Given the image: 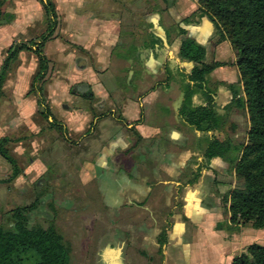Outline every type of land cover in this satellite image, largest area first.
Wrapping results in <instances>:
<instances>
[{
	"label": "crops",
	"instance_id": "0c3cea01",
	"mask_svg": "<svg viewBox=\"0 0 264 264\" xmlns=\"http://www.w3.org/2000/svg\"><path fill=\"white\" fill-rule=\"evenodd\" d=\"M0 1L1 66L13 40L43 31V13L38 0ZM52 2L57 25L42 46L47 121L56 119L75 136L80 194L72 208L94 218L95 264H230L247 244L264 245L263 229L229 222L225 197L234 187L233 168L225 167V157L205 159L201 150L212 132L195 130L179 114L180 86L192 85L178 55L183 37L204 47V62L223 63L204 83L225 120L222 135L229 137L245 109L230 103L228 84L243 93L229 42L215 40V27L201 11L183 21L196 1L176 0L163 11L142 13L140 43L131 38L135 0ZM178 27L184 34H171ZM12 65L1 85L0 138L21 140L39 130L36 101L28 93L37 61L32 52L20 51ZM191 104H205L200 90ZM39 146L31 143L28 168L44 169L35 156ZM47 148L50 159L55 152Z\"/></svg>",
	"mask_w": 264,
	"mask_h": 264
},
{
	"label": "trees",
	"instance_id": "16d2710c",
	"mask_svg": "<svg viewBox=\"0 0 264 264\" xmlns=\"http://www.w3.org/2000/svg\"><path fill=\"white\" fill-rule=\"evenodd\" d=\"M38 2L43 13L44 29L34 39L13 40L6 49L0 66V95L1 84L18 53L32 52L37 61V70L31 77L29 91L35 95L37 112L47 119L51 113L41 84L48 60L42 46L54 32L57 15L52 0ZM196 3L198 10L213 23L218 40L229 42L243 94L237 95L235 84L227 86L232 93L231 102L245 108L248 120L244 143L231 145L226 139L210 140L205 148V157L229 155L236 181V186L225 197L229 222L264 230V0H196ZM183 21L189 22L190 16ZM184 32L178 27L175 36ZM204 52V47L193 39L183 37L180 40L178 55L189 67L187 79L192 85L183 83L180 86L182 100L179 114L200 131L217 129L221 123V117L213 108L210 91L204 86V78L223 63L204 62ZM198 90L206 101L204 106L191 104V96ZM48 124L58 127L64 139H67L56 119L52 118ZM8 140L7 137L0 138V156L12 165L13 177L18 169L4 146ZM32 208L33 204L17 206L4 213L0 222V264H69V247L56 226L52 222L46 226L28 223L26 213ZM230 264H264V245L255 242L247 244L233 256Z\"/></svg>",
	"mask_w": 264,
	"mask_h": 264
},
{
	"label": "rangeland",
	"instance_id": "374dc122",
	"mask_svg": "<svg viewBox=\"0 0 264 264\" xmlns=\"http://www.w3.org/2000/svg\"><path fill=\"white\" fill-rule=\"evenodd\" d=\"M175 1L135 0V32L132 34L133 36L131 35L132 40L140 43L141 40L145 39V29L142 27V18L140 17L142 13L151 8H158L163 11L167 6L171 7L173 3L175 4ZM198 11L197 6L191 13L192 15L190 14L189 16L192 17ZM168 23L170 25V20ZM41 24L43 30V20ZM174 33V29H171V34ZM38 35H34V37L29 39H34ZM29 39L18 37L15 40L28 41ZM215 40L217 42L220 41L218 40V34L215 35ZM12 64L10 66L11 69ZM233 68L230 71H233ZM224 71H228V69H224ZM45 81L44 78L41 84L43 93L45 92ZM3 82L1 85H3ZM78 87L80 88L82 86L79 84L75 85L74 89ZM28 93L35 98L33 92L28 90ZM237 119L239 123L234 124L236 129L231 127L227 135L233 138L235 142L243 143L248 128L245 109L240 116H237ZM2 120L0 118V122ZM35 121L39 126L38 132L34 134L24 133L21 135L23 138L21 140L19 139L20 137L18 138V135H10V137H7L9 139L8 142L4 145L9 155L14 159L15 166L18 169V173L15 176L11 177L12 165L0 156V222L6 211L16 206L33 204V208L26 213L28 223H38L46 226L49 222H52L56 225L64 242L69 247V264H95L96 225L94 218H92V215H88L87 211H78L76 213L72 208L74 204L79 205L78 197L80 194L77 191L80 185L78 176L80 163L77 157V144H73L75 136H68L66 129V137L70 140L68 142L64 139L60 129L49 125L47 119L42 118L37 111L35 113ZM33 142L40 145L35 151L37 155H34L40 156L41 163L44 164V169L43 167L38 170L28 168L32 164V161H29L31 157L29 147ZM19 143L22 146H19ZM49 146L50 150L55 152L54 157L50 159L47 151V147ZM23 170L26 171L23 173ZM233 186H236L235 180ZM72 199L74 200L73 202L70 201ZM68 202H71L72 205H68ZM82 215L84 216L82 217Z\"/></svg>",
	"mask_w": 264,
	"mask_h": 264
},
{
	"label": "flooded vegetation",
	"instance_id": "af4514ba",
	"mask_svg": "<svg viewBox=\"0 0 264 264\" xmlns=\"http://www.w3.org/2000/svg\"><path fill=\"white\" fill-rule=\"evenodd\" d=\"M209 73V72H208ZM207 73V74H208ZM206 74V75H207ZM205 75V76H206ZM205 79V78H204ZM210 91V90H209ZM211 91H210V96H211ZM211 98L213 99V97L211 96ZM232 99V98H231ZM203 100H204V98H203ZM204 102H205V104H206V101L204 100ZM230 103L232 104V102L230 101ZM229 103V104H230ZM204 104V105H205ZM204 105H200V106H204ZM197 106V105H196ZM227 106H225V108H226ZM213 108H214V110H215V105H214V102H213ZM215 112H216V110H215ZM216 114L217 115H219L217 112H216ZM220 117H221V123H220V125H219V127L217 128V129H210V130H206V131H200V130H197V131H199V132H203V133H205V132H207V131H211L212 133L210 134V136H207L203 141H202V147H201V150H202V154H203V157L205 158V159H208V158H206L205 157V148H206V146H207V142L208 141H210V140H213V139H217V140H221V139H226L231 145L233 144V145H237V144H234V143H232L231 142V140L229 139V137H225L224 135H222L221 133H220V128L222 127V125L224 124V122H225V120H224V118L221 116V115H219ZM196 130V129H195ZM219 130V131H218ZM215 131H217V133H213V132H215ZM219 157V156H218ZM222 158L223 157H225L226 158V163H225V167L227 168V169H232L233 167H232V164L230 163V158H229V155H224V156H221ZM220 157V158H221ZM213 158V157H212ZM210 159V158H209Z\"/></svg>",
	"mask_w": 264,
	"mask_h": 264
},
{
	"label": "water",
	"instance_id": "95a60500",
	"mask_svg": "<svg viewBox=\"0 0 264 264\" xmlns=\"http://www.w3.org/2000/svg\"><path fill=\"white\" fill-rule=\"evenodd\" d=\"M156 17H157V16H153V17H152V19H153L152 21H155ZM158 33H159V32H158ZM78 90H80L79 87H78Z\"/></svg>",
	"mask_w": 264,
	"mask_h": 264
}]
</instances>
